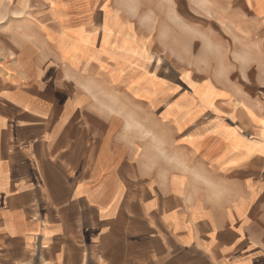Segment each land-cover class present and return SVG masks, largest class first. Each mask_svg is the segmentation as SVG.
Returning a JSON list of instances; mask_svg holds the SVG:
<instances>
[{"label": "crops", "instance_id": "crops-1", "mask_svg": "<svg viewBox=\"0 0 264 264\" xmlns=\"http://www.w3.org/2000/svg\"><path fill=\"white\" fill-rule=\"evenodd\" d=\"M199 2L249 45L247 72L162 57L156 39L150 57L118 37L117 16L74 37L43 23L3 32L0 264H264V0ZM162 74L166 145L154 131L147 148L115 95ZM93 76L105 83L82 82Z\"/></svg>", "mask_w": 264, "mask_h": 264}, {"label": "rangeland", "instance_id": "rangeland-1", "mask_svg": "<svg viewBox=\"0 0 264 264\" xmlns=\"http://www.w3.org/2000/svg\"><path fill=\"white\" fill-rule=\"evenodd\" d=\"M56 2L63 6L60 11L56 8ZM1 6H10L15 8L11 9L14 11H19L21 6H31L33 12L27 14L7 13L8 9L1 8ZM199 7V0H0V66L9 64L3 60L7 42L3 32L9 31L10 25H15V28L28 25L31 27L32 34L39 33L40 35L41 23H43L46 28L53 29V34L61 32L74 37L77 33L88 35L95 33L96 29L100 30L101 26L97 22L103 20L104 16H112V18L117 16V19H113L114 21L118 20L120 23L123 21L118 29L120 32L118 37L142 39L147 44L145 48L146 51H149L150 57L154 53L158 55V50L153 52L154 48H157L153 43V40L156 39L160 42L162 57L167 58L170 49L173 53L172 56H175L177 60L187 58L194 67L197 64L201 65L200 63L204 61L207 64H204L205 69L209 68V71L210 68H213L211 71L214 72L218 66L229 68L235 66L237 73L247 72V62L251 55L249 45L244 43V39L235 40L234 37L237 36L228 30L218 28V24L214 21L208 22L204 15L193 12ZM52 31L50 32L52 33ZM238 32L240 35L243 33V31ZM197 69L199 71V68L195 70ZM1 79L5 80L4 75H0V81ZM132 79L125 78L123 83L128 88L127 93L115 95L118 101L128 103L129 118L140 123L141 128L131 125L130 133L138 135L139 139L143 138L145 146L148 148L152 144V136L155 131L162 142L158 145L163 148L166 145L163 139L168 133L163 128L168 123L166 119L169 117L170 98L174 96L164 92V88L174 85V82L163 74L155 79L146 76L145 80L147 81L139 85L133 84ZM105 80L104 77L93 76L82 79V82L85 85H92L100 81L105 83ZM156 80L158 82L157 89L161 91L158 93L153 92L156 90L153 87ZM194 80L202 81L200 78ZM136 85L149 87L148 93L140 94L135 89L132 90ZM99 95L102 101H106L104 98L106 94ZM191 112L192 118L204 116L195 108ZM173 114L174 111L171 115ZM159 118L162 119L160 125L157 121ZM223 121L227 126L228 121L225 118ZM195 143L192 145L194 146ZM179 146H181L180 142H178Z\"/></svg>", "mask_w": 264, "mask_h": 264}]
</instances>
